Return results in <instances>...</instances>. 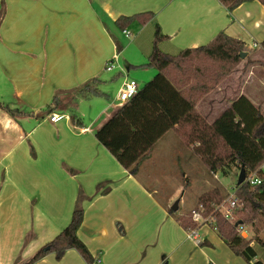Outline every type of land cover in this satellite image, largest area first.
Listing matches in <instances>:
<instances>
[{
    "label": "crops",
    "instance_id": "0c3cea01",
    "mask_svg": "<svg viewBox=\"0 0 264 264\" xmlns=\"http://www.w3.org/2000/svg\"><path fill=\"white\" fill-rule=\"evenodd\" d=\"M148 11L150 21L127 29L150 27L153 42L160 26L168 36L160 43L166 53L204 45L220 31L243 41L242 62L205 96L220 110L210 116L197 105L209 123L241 95L264 114V5L258 0L232 11L220 0H0V103L13 100L17 107L8 106L18 110L13 116L0 107V264L29 260L69 224L78 204L84 209L78 234L100 258L95 264H250L211 222L200 226L199 242L189 238L175 218L188 212L177 213L182 185L162 197L164 183L155 174L152 182L138 170L131 174L95 136L123 105L110 102L93 114L94 99L106 95L100 87L106 62L119 60L115 21ZM93 78L101 80L104 95L81 97ZM233 84L238 91L230 99ZM52 114L61 118L53 122ZM213 188L224 196L228 191ZM258 244L252 242L264 262ZM34 264L88 263L69 249L60 259L50 253Z\"/></svg>",
    "mask_w": 264,
    "mask_h": 264
},
{
    "label": "trees",
    "instance_id": "16d2710c",
    "mask_svg": "<svg viewBox=\"0 0 264 264\" xmlns=\"http://www.w3.org/2000/svg\"><path fill=\"white\" fill-rule=\"evenodd\" d=\"M230 11L244 2L253 0H220ZM264 5V0H258ZM153 12L120 16L115 24L124 30L132 23L146 24ZM1 20V14H0ZM160 26H156L151 54L140 66L154 67L156 74L139 88L138 93L95 132L99 143L126 168L136 175L154 145L170 130H175L188 147H193L208 169L228 174L232 166H244L246 176L257 172L259 184L244 180L236 187L240 205L236 210L237 221L250 227L252 236L243 237L235 222L213 212L225 196L218 188L203 193L199 198L206 212H213L211 222L219 236L238 256L250 264H264L257 258L252 246L256 241L264 245L260 234L264 231V114L246 96L235 99L213 123L199 113L197 104L207 93L218 86L241 62L240 52L246 50L242 40L223 31L208 43L186 48L178 54L164 52L160 43L167 39ZM264 48V40L261 42ZM118 52L120 46L118 45ZM264 65V62H261ZM101 80L93 78L79 90L83 98L104 95L99 88ZM57 97L53 98L55 102ZM3 105L0 103V107ZM15 116L18 110L3 106ZM246 179V178H245ZM82 194L80 193V199ZM170 213L176 214L170 209ZM186 230L198 225L190 215H175ZM84 219V209L78 204L69 224L52 240L41 247L29 260L16 264H34L44 256L54 253L60 259L67 250L75 249L88 264L100 262L81 240L78 230Z\"/></svg>",
    "mask_w": 264,
    "mask_h": 264
},
{
    "label": "rangeland",
    "instance_id": "374dc122",
    "mask_svg": "<svg viewBox=\"0 0 264 264\" xmlns=\"http://www.w3.org/2000/svg\"><path fill=\"white\" fill-rule=\"evenodd\" d=\"M140 28L141 27L136 26L132 27L131 37L125 36L121 29L117 28V36L119 38L117 42L120 46L119 60L114 63L115 65L112 70H106L105 68L102 74L103 82L100 87L104 90L106 95L94 99L93 102H96L94 106L95 110L93 111L94 115L104 104L105 106H108L110 102L117 106L123 104L117 98L119 89L125 79H134L141 87L156 74L157 70L154 67L140 66L147 62V53L150 51V45L153 44L150 27L142 31H140ZM126 61L133 65H129ZM109 62L110 60L106 62V67ZM219 85L206 95L216 90ZM237 91L238 88L233 84L228 93L230 99L237 94ZM205 96L198 102V104L201 102L199 105L200 109L210 114V116L216 115V111L220 110V106L213 100L214 97ZM113 99L114 101H112ZM262 100L264 101V96ZM8 104L10 106L12 105V108L17 107L16 102L13 100L5 102V106H8ZM116 110L117 109H115V111ZM199 113L201 114L200 111ZM206 121L209 122L207 119ZM151 155V158L141 163L138 169V175L144 179V181L152 182L151 178L149 179V175L155 174L159 178V182L164 183V185L161 186L162 197L173 185V189L176 185H182L178 197H181L183 202L180 204L177 213L188 212L181 215L187 214L191 216V210L198 205L199 195L207 189L213 188L215 185H219L222 188L226 187L228 191L225 190L226 195L225 198L221 200L222 202L228 198L235 191L237 185H239L238 181L242 173L241 169L237 166H232L228 174H224L222 171H211L202 158L194 152L193 147H188L175 130H170L159 142H157ZM215 174H217V177H215ZM175 201L176 200H174V202ZM262 236L264 237V232Z\"/></svg>",
    "mask_w": 264,
    "mask_h": 264
},
{
    "label": "built area",
    "instance_id": "2783aa9c",
    "mask_svg": "<svg viewBox=\"0 0 264 264\" xmlns=\"http://www.w3.org/2000/svg\"><path fill=\"white\" fill-rule=\"evenodd\" d=\"M123 34L127 37L132 36V32L129 29H124ZM118 57L115 56L113 59L110 60L106 69L112 70L114 68V63L117 62ZM140 86L134 79H125L119 89L118 100L123 104L131 100L139 91ZM61 118L58 114H52L50 119L51 121H57ZM264 171V167H262ZM250 184H259L261 182V177L258 175L257 172H251L246 176L245 179ZM240 202L239 198L236 195V188L235 191L224 201L220 202L214 207L213 212L221 213L226 218L233 220L235 225L237 226L238 231L243 237L249 238L251 236V229L249 227L244 226L241 221H236V210L239 207ZM206 208L202 203H199L196 208L191 210V216L198 224L196 228H192L187 230V234L189 238L194 239L196 242H199V228L204 224H208L214 220L213 212L211 214L205 215Z\"/></svg>",
    "mask_w": 264,
    "mask_h": 264
},
{
    "label": "water",
    "instance_id": "95a60500",
    "mask_svg": "<svg viewBox=\"0 0 264 264\" xmlns=\"http://www.w3.org/2000/svg\"><path fill=\"white\" fill-rule=\"evenodd\" d=\"M245 55H246L245 52H240V57L241 58H244ZM241 172L242 173H241L239 181H238L239 184H241L246 178V171H245L244 166H242ZM178 206H179V199L174 202V204L171 206V209L173 211H177L178 210Z\"/></svg>",
    "mask_w": 264,
    "mask_h": 264
}]
</instances>
